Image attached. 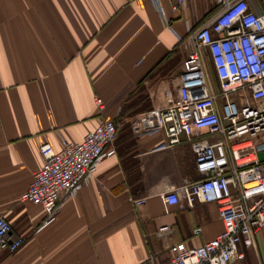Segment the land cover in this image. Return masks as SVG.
<instances>
[{
    "label": "crops",
    "instance_id": "crops-1",
    "mask_svg": "<svg viewBox=\"0 0 264 264\" xmlns=\"http://www.w3.org/2000/svg\"><path fill=\"white\" fill-rule=\"evenodd\" d=\"M221 1L173 10L177 0H160L166 25L150 0H0V218L25 240L0 264H146L151 255L167 264L222 232L215 204L162 202L161 193L199 175L190 144L167 147L156 116L175 97L190 34ZM247 2L264 12V0ZM105 121L116 127V155L45 223L41 206L20 202L42 167L39 146L59 151ZM240 249L244 259L234 264H264V228Z\"/></svg>",
    "mask_w": 264,
    "mask_h": 264
},
{
    "label": "built area",
    "instance_id": "built-area-1",
    "mask_svg": "<svg viewBox=\"0 0 264 264\" xmlns=\"http://www.w3.org/2000/svg\"><path fill=\"white\" fill-rule=\"evenodd\" d=\"M186 1L177 0L173 10ZM150 2L167 25L160 0ZM190 41L192 50L175 97L170 100L165 92L168 103L156 110V116L167 147L190 144L199 178L160 198L165 206L182 201L190 208L195 203L215 204L223 229L202 246L179 249L167 264H234L244 259L240 246H254L256 234L264 228V12L254 13L247 0H222L190 34ZM95 104L102 109L100 99ZM115 137L114 123L105 121L80 143L63 142L59 151L40 145L42 167L20 202L41 206L45 223L52 221L62 198L86 181L103 158L116 155ZM144 202L141 198L133 204L139 207ZM169 231L160 227L155 236L161 240ZM193 234L200 235L201 229ZM24 241L0 218V254L16 252ZM146 264L160 263L151 255Z\"/></svg>",
    "mask_w": 264,
    "mask_h": 264
},
{
    "label": "rangeland",
    "instance_id": "rangeland-1",
    "mask_svg": "<svg viewBox=\"0 0 264 264\" xmlns=\"http://www.w3.org/2000/svg\"><path fill=\"white\" fill-rule=\"evenodd\" d=\"M231 99L236 102V98L235 97H231ZM219 104L221 105L222 104V101H219ZM264 142V141H263Z\"/></svg>",
    "mask_w": 264,
    "mask_h": 264
}]
</instances>
